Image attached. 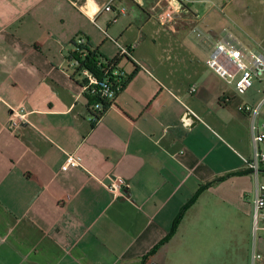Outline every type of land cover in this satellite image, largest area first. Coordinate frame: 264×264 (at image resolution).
I'll return each instance as SVG.
<instances>
[{
  "label": "crops",
  "instance_id": "1",
  "mask_svg": "<svg viewBox=\"0 0 264 264\" xmlns=\"http://www.w3.org/2000/svg\"><path fill=\"white\" fill-rule=\"evenodd\" d=\"M109 1L0 0V264H170L189 255L264 264L246 165L251 121L238 110L259 105L264 134V99L241 100L205 66L230 32L212 31L208 14L181 0H113L104 11ZM169 3L179 11L171 28L157 21ZM80 41L104 61L130 52L118 70L132 77L98 120L70 58ZM68 156L77 166L64 167ZM115 180L118 195L104 186ZM182 211L175 234L148 255Z\"/></svg>",
  "mask_w": 264,
  "mask_h": 264
},
{
  "label": "built area",
  "instance_id": "2",
  "mask_svg": "<svg viewBox=\"0 0 264 264\" xmlns=\"http://www.w3.org/2000/svg\"><path fill=\"white\" fill-rule=\"evenodd\" d=\"M110 0L108 5L104 7V11H111ZM178 9L169 3L157 16V21L161 26L171 28L178 15ZM120 15H124L123 11H119ZM197 37L201 33L195 28L192 29ZM83 45V41L79 42ZM129 49L120 47L117 58L124 56L129 57ZM98 66L106 67L108 64L103 61H98ZM73 66L77 64L73 60ZM205 66L214 72L226 85L230 86L235 94H244L252 86L255 80L261 81L264 79V50L258 44L256 47H247L238 41L232 34L225 32L222 37L216 40L212 49L205 61ZM111 77L121 76L122 73L110 66ZM106 71V70H105ZM84 77L82 90L92 95H98L108 101H113L116 97L117 88L115 89L108 79L98 80L95 75L87 70L79 72ZM115 80V79H114ZM117 81V80H116ZM193 91V89H191ZM227 100V98L225 99ZM94 110H101L100 104H94ZM260 106H251L248 104H240L238 110L248 114L250 117V131L253 145L252 159L246 161V165L255 181V194L252 201V230L254 233L259 230H264V183L260 180L261 166L264 165V152L260 150V144L264 142V134L260 132L259 125H256L259 116ZM12 115L18 120H23L25 115L13 111ZM94 119V118H93ZM77 166L71 156H68L64 163V167ZM105 188L114 195H118L122 191V181L115 180L109 185H104ZM258 255H253V259H258Z\"/></svg>",
  "mask_w": 264,
  "mask_h": 264
},
{
  "label": "rangeland",
  "instance_id": "3",
  "mask_svg": "<svg viewBox=\"0 0 264 264\" xmlns=\"http://www.w3.org/2000/svg\"><path fill=\"white\" fill-rule=\"evenodd\" d=\"M184 1V2H183ZM181 0L184 6L191 8L202 14H208L205 21L209 23V28L214 30H228L238 41L247 47H260L264 50V0ZM208 1V2H207ZM223 9V10H222ZM261 87H264L263 80L259 83L254 81V85L244 94H236L241 100L249 103H255L264 99L261 94ZM264 101V100H263ZM257 124L261 127V117L258 116ZM260 150H264V143L260 144ZM262 150V151H263ZM260 180L264 182V177ZM257 237L263 239L260 232ZM214 264H220L218 260L213 259ZM170 264H199L189 256H186L179 263L175 259Z\"/></svg>",
  "mask_w": 264,
  "mask_h": 264
},
{
  "label": "trees",
  "instance_id": "4",
  "mask_svg": "<svg viewBox=\"0 0 264 264\" xmlns=\"http://www.w3.org/2000/svg\"><path fill=\"white\" fill-rule=\"evenodd\" d=\"M75 47L76 50L72 53L70 58L71 60H74L77 64V66L75 67L76 73H79L85 69L91 72L93 75H95L98 80L108 79L111 82L112 86L115 89L117 88L116 95L122 90V88L125 86L128 80L132 77L131 75L126 80L124 79L123 75L121 76L119 75L118 77H113V78L111 77L110 70L107 69V67L110 66L111 69L114 68L118 69V62L120 60L119 58H116L112 61H104L101 60V58H99L96 52L90 51L87 46L79 45ZM124 57L128 58V56H124ZM98 61L106 62L108 65L106 67H104L103 65L98 66L97 65ZM86 96L88 100L89 114L91 115L92 118H94V120L100 119L101 116L113 104L114 101V100L108 101L104 98L99 97L98 95H92L90 93H86ZM94 104H100L101 110H94L93 109ZM182 215H183V211L174 220L172 228L170 232L167 234V236L163 239L161 243H159L156 247H154L148 255L153 254L160 245L170 240V238L176 232L177 224L179 220L182 218Z\"/></svg>",
  "mask_w": 264,
  "mask_h": 264
},
{
  "label": "water",
  "instance_id": "5",
  "mask_svg": "<svg viewBox=\"0 0 264 264\" xmlns=\"http://www.w3.org/2000/svg\"><path fill=\"white\" fill-rule=\"evenodd\" d=\"M192 116V115H191Z\"/></svg>",
  "mask_w": 264,
  "mask_h": 264
}]
</instances>
